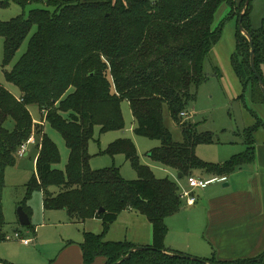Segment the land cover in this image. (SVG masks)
I'll return each instance as SVG.
<instances>
[{
	"label": "trees",
	"instance_id": "trees-1",
	"mask_svg": "<svg viewBox=\"0 0 264 264\" xmlns=\"http://www.w3.org/2000/svg\"><path fill=\"white\" fill-rule=\"evenodd\" d=\"M11 1L22 3L0 0V9ZM246 1L240 7L236 0H54L48 3L54 7L52 12L37 9L28 18L9 22L0 19L5 66L12 63L36 27L26 53L11 70H5L6 79L21 96L17 98L0 86V241L7 237L1 205L5 173L16 165L22 146L35 134L30 110L35 106L43 121L60 131L70 154L66 172L55 169L61 161L58 148L39 132L42 137L36 172L20 203L28 214L27 203L35 192L43 194L45 210H65L74 223L100 219L105 233L122 212H139L152 225L153 243L122 264H264L263 256L220 262L215 257L190 261L165 254L184 256L165 247L166 219L184 204L177 183L158 179L148 167L140 165L130 139L117 140L108 151L111 155L124 154L137 171V180L126 181L114 167L92 170L88 153L96 126L101 132L124 127L120 104L127 100L137 122L135 134L161 141L151 158L182 173L183 179L197 171L227 178L254 163L255 134L262 124L247 130L245 153L222 164H210L200 160L195 149L199 144L212 143V138L198 134L181 117V113L189 112L198 88L208 78L204 66L223 32V24L215 26L219 8L229 5L230 15L237 16L239 25ZM250 5L243 27L254 42L255 67L264 82V24L258 29L252 26ZM250 53V43L238 27L237 50L232 58L235 73L245 89L251 87L254 99L264 102ZM165 106L184 131L181 144L173 140L164 125ZM10 119L15 123L13 131L5 127ZM134 248L137 246L127 241L107 242L104 234L86 233L84 264H93L98 257L113 264Z\"/></svg>",
	"mask_w": 264,
	"mask_h": 264
},
{
	"label": "rangeland",
	"instance_id": "rangeland-1",
	"mask_svg": "<svg viewBox=\"0 0 264 264\" xmlns=\"http://www.w3.org/2000/svg\"><path fill=\"white\" fill-rule=\"evenodd\" d=\"M50 1L54 0H21L22 3L11 1L9 6L0 9V19L9 22L22 17L28 18L31 11L37 9L52 12L54 7L48 5ZM236 2L241 7L245 0H236ZM250 2V23L255 29H258L264 24V0H251ZM231 12L232 8L223 4L216 14L215 26L223 24L222 36L205 63L204 71L208 78L198 88L196 101L190 106L189 112H186V117H183L184 121H188L195 127L198 134L212 138V143L199 144L195 149L197 157L210 164H222L245 153L248 149L245 142L247 130L260 126V124L263 126L255 134V145H264V102H257L254 99L251 87L245 89L242 86L232 64V58L237 50L238 18L231 16ZM35 32L36 27L32 29L30 36L17 51L12 63L7 66L4 65L5 39L0 37V86L16 97H20L21 92L6 79L5 70H11L26 53L30 39ZM30 110L34 125H36L35 134L29 142L32 144L30 146L39 153L40 138L42 137L39 132L45 133L57 146L61 156L60 163L54 168L66 172L70 153L62 134L50 123L43 121L37 107L32 106ZM120 110L124 122L122 129L101 132L99 126L94 128V137L88 146L91 169L98 171L114 167L120 171L121 176L126 181L137 180L138 173L126 156L124 154L111 155L108 151L111 144L117 140L130 139L136 146V157L140 165L148 167L158 179L173 180L177 183L180 192L183 191L187 187L186 180L178 179L175 170L165 167L151 158L152 150L161 147V141L135 134L137 122L129 101H122ZM163 121L173 140L178 144L183 143L185 141L184 131L172 119L168 106L164 107ZM5 127L9 131H13L15 128L14 121L8 120ZM34 160L35 154H32L31 157L17 161L15 166L6 170L5 188L2 191L1 202L6 222L3 230L7 236L14 237L15 235L14 223L17 221L16 212L19 209V207L17 209V204L25 199L27 184L36 172V160ZM243 169L242 173L244 174L241 175H246L249 174V171L256 170V166L251 164ZM194 175L209 180L207 175H203L199 171ZM233 181L235 186L243 185L242 189L247 187L243 184L244 177L235 178ZM226 184L227 181H214L209 187L220 190ZM199 191H196L195 194ZM28 204L34 212L32 223L37 226L36 237L25 236L24 231L20 229L23 233H20L22 239L32 240L30 246H24L21 239L16 238L0 242V259L10 264H56L63 257L59 258L67 243L66 238L75 237L73 240L82 241L85 232L104 234L105 241L119 242L126 240L124 238L127 237L128 232L144 236L146 233L145 225L149 231L150 229L152 231L150 221L133 210V212H122L117 222L111 225L108 232L105 233L104 224L101 220L89 219L84 224L77 225L71 224L72 222L63 212H45L41 195L38 192L34 193ZM22 229L24 228L22 227ZM187 256L199 258L188 254Z\"/></svg>",
	"mask_w": 264,
	"mask_h": 264
},
{
	"label": "crops",
	"instance_id": "crops-1",
	"mask_svg": "<svg viewBox=\"0 0 264 264\" xmlns=\"http://www.w3.org/2000/svg\"><path fill=\"white\" fill-rule=\"evenodd\" d=\"M30 145L32 144L30 143L29 146ZM29 146L27 145L28 149L26 147L23 157H17V161L29 158L32 154H35V160L37 159L38 151H35ZM255 146L256 159L252 165L256 166V170L253 169L249 171V174L241 175L244 174L242 173L244 166L227 178H213V176H207L209 180L227 181V184L220 190L209 187L211 184L205 189H195L192 194V196L195 197V204L188 206L185 200H183L184 204L181 210L166 219V249L184 255L188 254L199 257V259H210L215 257L220 262L258 259L260 256H263L264 259V145L259 144ZM176 173L178 177V172L176 171ZM194 176L206 180L204 177ZM242 177H244L243 184L245 186L247 185L245 189H242L243 185L235 186L233 183L235 178ZM185 180L187 185V178ZM209 180L207 178L206 181ZM187 188L188 185L185 189ZM196 191L199 192L195 194ZM38 193L41 195L43 204V194L41 192ZM21 202L22 201L18 202L17 209L18 207H22L20 205ZM1 205L2 209H4L2 202ZM27 206L29 207L30 214L24 211L30 218V225H32V228H28L30 225L23 227L19 223L17 210V221L14 223V231L15 233L19 232L23 234L20 231L21 229L26 234L25 236H32L34 238L37 232V226H34L32 223L34 212L29 204ZM44 211L49 212L45 209ZM57 211L65 213L72 222L70 215L65 210ZM133 211L129 209L125 212ZM92 220L100 219L95 218ZM84 223L85 222H72L71 224L79 225ZM22 227L24 229H22ZM145 229L146 233L144 236L134 232H128L127 237L124 238L126 239L125 241L137 247L151 246L153 243L152 231L151 229L149 231L147 225H145ZM3 233L5 234L4 230ZM86 233L93 232H85L82 241L73 240L75 237L66 238L67 243L59 258L63 257L56 264H84L82 244L85 242ZM108 242L112 241L110 240ZM30 245L24 246L27 247ZM0 264L10 263L0 259ZM93 264H106V260L102 257H98Z\"/></svg>",
	"mask_w": 264,
	"mask_h": 264
},
{
	"label": "water",
	"instance_id": "water-1",
	"mask_svg": "<svg viewBox=\"0 0 264 264\" xmlns=\"http://www.w3.org/2000/svg\"><path fill=\"white\" fill-rule=\"evenodd\" d=\"M250 1L251 0H247V2H246L245 8H244V10H243V12L241 14V17H240V21H239L238 27H239V31L248 39V41L250 43V47H251V53H250L251 68L255 72L256 76L258 77L259 82H260V86H261V90H262V92L264 94V82L262 81L261 77L257 73L256 67H255V57H256V54H255L254 42L252 40V37L248 34V32L243 27V18H244V15L246 13V9H247ZM178 177H179V179H183L182 173H179L178 174ZM101 212H104V209H101ZM18 215H19V223L23 227H26V226H29L30 225V218L26 214V212L24 211L23 207H19V209H18ZM142 250H148V248H146V247H137V248H134L125 257H123L121 260H119L118 262L113 263V264H122L126 260H128L133 253H135L137 251H142ZM165 254H167L169 256H172V257H175V256L176 257H181L183 259L190 260V261H197L198 260V258H193V257L187 256V255L182 256V255H179V254H174V253H169V252H165ZM208 264H210V263H208Z\"/></svg>",
	"mask_w": 264,
	"mask_h": 264
},
{
	"label": "built area",
	"instance_id": "built-area-1",
	"mask_svg": "<svg viewBox=\"0 0 264 264\" xmlns=\"http://www.w3.org/2000/svg\"><path fill=\"white\" fill-rule=\"evenodd\" d=\"M182 117H186V112H183L181 114ZM30 140L28 141L27 144L23 145L21 150L18 153L19 157H23L25 151H26V147L29 144ZM214 180H202L200 178H197L195 176H190L187 178V185L188 188L184 189L183 191H181V198L183 200H185V202L187 203L188 206H191L193 204H195V197L192 196L193 191L195 189H205L206 187H208ZM12 238H16V239H21V242L24 245H30L32 240L31 239H22L21 238V234L19 232H16L14 237L11 236H7L6 240H11Z\"/></svg>",
	"mask_w": 264,
	"mask_h": 264
}]
</instances>
